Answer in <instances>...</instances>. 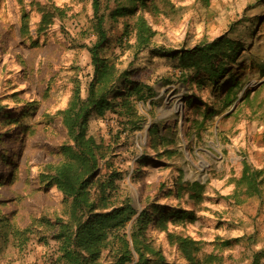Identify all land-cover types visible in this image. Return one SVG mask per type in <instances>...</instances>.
Wrapping results in <instances>:
<instances>
[{
	"label": "rangeland",
	"instance_id": "obj_1",
	"mask_svg": "<svg viewBox=\"0 0 264 264\" xmlns=\"http://www.w3.org/2000/svg\"><path fill=\"white\" fill-rule=\"evenodd\" d=\"M100 1L102 10L115 3ZM142 2L133 16L109 19L103 53L151 89L132 99L139 129L106 111L89 116L82 136L105 151L98 179L113 178L111 204L133 210L120 231L130 264H264V0ZM91 18V0H0V264H56L61 251L59 225L23 231L63 210L40 179L88 108ZM220 38L236 49L227 59L211 58ZM127 44L178 59L134 55ZM207 59L224 71L213 85ZM243 159L261 171L258 196L236 186Z\"/></svg>",
	"mask_w": 264,
	"mask_h": 264
},
{
	"label": "trees",
	"instance_id": "obj_2",
	"mask_svg": "<svg viewBox=\"0 0 264 264\" xmlns=\"http://www.w3.org/2000/svg\"><path fill=\"white\" fill-rule=\"evenodd\" d=\"M114 1L113 8L102 10L100 0H91L90 29L94 41L84 47L92 69L86 88L85 100L88 108L86 107L87 111L83 109L81 115H76L70 125L71 143L64 144L59 148L58 163L42 173V178L39 176L47 187L55 186L61 194L63 210L60 212V216H55L54 222L40 216L38 219L32 220L33 223L23 231L24 235H31L38 227L50 231L55 225H59L60 229L55 235V239L61 241V251L56 257V264L131 263L132 255L128 241L120 231L130 219L133 210L126 202L118 207L111 204V199L117 189L113 178L108 179L104 184H101L98 179L99 161L104 158L105 151L100 146L82 142L89 116L102 117L106 111L117 115L123 120L125 127L131 131L139 129L132 99L139 101L152 95L150 87L130 80L131 69H117L113 58L103 55L109 44V19L114 22L117 17L133 16L138 6L146 5L145 2H142L143 0ZM40 11L42 12L41 23H48V13L44 9ZM128 33L124 25L120 36L115 39V43L120 45L121 38H127ZM127 45L128 49H133L129 44ZM214 46L216 49L211 54V58L214 59H227L236 51L229 39L220 38ZM133 50L134 55H138L143 50H147L150 55L172 59H178L179 55L174 51L167 52L163 49L148 50L147 46ZM202 71L212 85L224 73L223 68L213 66L210 59L204 60L202 63ZM235 99L236 95L233 101ZM149 134L153 138H160L155 135V131H150ZM260 175V170L252 169L243 159L236 186L243 188V193L247 197L258 196L262 181ZM3 227L4 220L0 218V228ZM69 228L71 231L68 233ZM7 229L11 230V227L9 226ZM0 237L4 236L0 234Z\"/></svg>",
	"mask_w": 264,
	"mask_h": 264
}]
</instances>
